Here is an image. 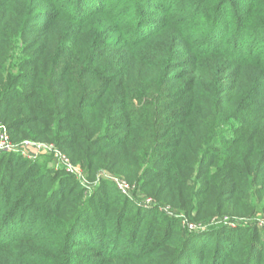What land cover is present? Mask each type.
<instances>
[{"label": "trees", "instance_id": "16d2710c", "mask_svg": "<svg viewBox=\"0 0 264 264\" xmlns=\"http://www.w3.org/2000/svg\"><path fill=\"white\" fill-rule=\"evenodd\" d=\"M0 121L191 223L264 210V0H0ZM51 162L0 153V264H264L255 232L195 241Z\"/></svg>", "mask_w": 264, "mask_h": 264}, {"label": "rangeland", "instance_id": "374dc122", "mask_svg": "<svg viewBox=\"0 0 264 264\" xmlns=\"http://www.w3.org/2000/svg\"><path fill=\"white\" fill-rule=\"evenodd\" d=\"M231 94L232 93L228 95L230 96ZM42 143L50 144V142ZM49 166L54 172H62L71 176L74 181L84 189V196H88L91 193L92 186H97L101 183L110 184L111 187H113L118 192V194L123 197H127L129 201L135 203L138 208L144 211H156L160 219H162L163 216L175 219L177 224L174 228L178 235L191 234L195 241H199L203 235L206 233L208 235L211 231H215V229L219 227H224L227 229V231L232 233L236 231H241L245 234L255 232L259 236V248L257 251L262 249L264 250V210L258 209L252 213H249L250 207L248 206V209L246 208L247 205H250L249 195L247 193H243L241 202L228 204L226 206L225 213H223L221 216L214 213L215 211L212 210L213 207L207 208L204 206L201 209L200 217L197 218L196 221L192 222L193 224L197 225L198 230L190 231L188 229V224L183 222V220H186L187 222L191 223L190 219L184 214L183 211L176 210L175 206H171L162 200H159L161 202H157L151 195H148L145 191L140 190L136 183L128 181L124 175L103 171L97 173L95 179L90 181L87 178L84 170L77 164L74 166L78 167L80 170L79 173L81 175L78 176L58 169L57 166H55L53 159ZM118 180L124 181L130 186L131 192L128 195H123L119 192L115 184V181ZM161 197L163 199V196ZM147 200H150L153 204L151 206L147 205ZM261 246L262 249L260 248Z\"/></svg>", "mask_w": 264, "mask_h": 264}, {"label": "built area", "instance_id": "2783aa9c", "mask_svg": "<svg viewBox=\"0 0 264 264\" xmlns=\"http://www.w3.org/2000/svg\"><path fill=\"white\" fill-rule=\"evenodd\" d=\"M0 153H16L27 159H34L39 154H48L53 159L55 166L58 169L71 173L73 175H81L79 173V168L75 167L69 158L63 154L57 147L53 144H44L32 141H23L20 144H15L10 140L7 132L6 126L0 121ZM115 184L121 194H129L131 192L130 186L124 181H115ZM153 203L147 200V205L151 206ZM185 224H188V229L190 231H197V225L189 223L183 220Z\"/></svg>", "mask_w": 264, "mask_h": 264}]
</instances>
